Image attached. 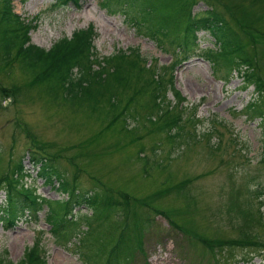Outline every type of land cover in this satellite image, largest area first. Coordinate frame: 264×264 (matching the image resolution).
<instances>
[{"label": "rangeland", "instance_id": "1", "mask_svg": "<svg viewBox=\"0 0 264 264\" xmlns=\"http://www.w3.org/2000/svg\"><path fill=\"white\" fill-rule=\"evenodd\" d=\"M52 1L10 0L12 10L25 20L35 18L29 30L30 42L47 48L59 37L69 36L72 30L91 22L97 31L93 43L98 54L137 45L148 60L156 57L158 71L177 56L173 46L160 48L120 12L108 14L100 8L103 0H81L80 7L71 3L51 7ZM180 1L168 0L166 9ZM194 1L193 10H202L212 1L224 16L227 13L220 2H227L235 7L243 23L264 34L262 4L245 0ZM197 34L200 49L193 48L187 59L178 60L173 67L174 85L186 100L181 115L187 119L176 138L178 146L163 138L165 132L148 124L142 127L143 120L136 123L129 116L127 125L138 127V139L130 142L128 135L118 138L116 127L105 128L108 118L90 113L81 103L52 97L47 93L46 81L32 82L31 74L18 61L0 58V85L11 92L8 97L0 96V171L14 167L19 158L26 172L21 178L23 184L31 185L39 198L61 200L65 193L56 189L55 183L53 187L36 177L29 161L33 152L49 154L68 179L76 177L80 190L100 192L109 188L114 197L117 189L124 190L122 194L137 199L141 204L136 209L149 218L140 231H135L142 236L141 249L136 247L129 261L123 262L120 255L126 248L115 259L109 257V248L119 240L120 232L132 230L122 229V221L115 220V214L108 217V223L114 220L110 226L99 221L92 228L95 220L87 224L90 219L81 218L89 207H73L78 226L73 225L71 230V224L63 226L66 238L56 239L45 221L48 203L41 201L35 217L23 211L15 223L1 219L0 257L5 249L6 257L16 261L38 240L47 264H106L105 260L108 264H264V248H256L264 242V225L255 223L257 236L241 234L238 225L244 217L234 205L249 199L254 214L258 212L264 219V121L243 113L244 104L254 95L252 84L243 86L234 69L225 77V69L203 53L212 46L211 36L204 30ZM245 35L249 43L257 42L253 60L264 83V42L260 37ZM165 98L174 102L169 89ZM193 104V117L199 119L190 121ZM209 129V135L203 134ZM188 131L194 132L195 139H189L186 145ZM207 142L217 143L218 148L208 150ZM138 147L142 148V157H136ZM151 158L160 165L155 166ZM254 188L261 192L253 193ZM4 198L0 189V202ZM87 226L92 229L81 248L82 258L76 249ZM74 232L81 237L71 238ZM237 241L242 245H236ZM85 254H89L87 259Z\"/></svg>", "mask_w": 264, "mask_h": 264}, {"label": "trees", "instance_id": "2", "mask_svg": "<svg viewBox=\"0 0 264 264\" xmlns=\"http://www.w3.org/2000/svg\"><path fill=\"white\" fill-rule=\"evenodd\" d=\"M67 1L77 3V0H58L53 2L51 7ZM245 1L264 5V0ZM190 2L191 0H182L177 2L175 7L168 9V0H104L103 4L110 12L122 11L126 20L138 30L148 34L158 33L161 36L155 38L158 43L166 39L169 44L184 50L193 44L190 34L196 29H205L216 44L213 49H209L215 64H222L225 69H230L233 66L232 61L237 59L242 66H246L242 80L246 84L252 83L255 90V96L247 102L246 110L251 116H258L264 121V83L253 60V46L257 42L251 40L249 43L245 33H248L250 38L260 37L261 42H264V34L251 29L248 23H243L242 19L236 16L235 7L227 5V2H220L227 16H224L222 10L212 1L210 6L192 15L189 11ZM157 14L158 19L153 17ZM34 25L31 20L25 21L12 10L10 0H0V58L7 62L11 59L18 61L21 67L29 71L32 82L46 81L47 93L52 97L56 95L55 97L58 96L64 102L79 105L81 103L90 113H95L102 119L108 118L105 128L116 127L118 138L128 135L130 142L138 139L139 135L135 134L138 127L127 125L126 117L129 116L136 123L143 120L142 127L147 124L154 126L156 131L166 132L172 128L173 132L164 134L163 138L175 142L178 146L180 141L177 137L180 136L183 122L187 118L183 119L175 104L169 105L165 98L166 90L171 89L176 100L179 99V93L173 88L172 76H164L173 63L162 66L158 71L156 58L153 57L147 64L146 56L142 55L138 46L117 48L108 54H98L93 43L97 32L91 24L74 29L69 36L63 35L48 48H43L29 41V30ZM10 95V89L0 85V96ZM191 120L193 121V118ZM210 129L203 133L209 135ZM189 139H195L193 131L187 132L186 145ZM207 148L210 151L216 150L218 144H208ZM152 154L154 156V151ZM51 156L33 152L29 161L36 177L45 184L53 186L55 183V188L65 193L66 197L61 200L39 198L31 185H24L21 181L25 172L23 163L18 158L14 167L0 171V189H3L5 196L0 202V219L11 224L21 217L23 211L35 217L41 201H44L48 203L44 214L48 230L55 238L64 239L67 234L62 232L63 226L71 224L68 227L71 230L73 225H77L73 218L66 217L71 205L85 204L90 208V213H82L83 220H95L96 226L99 221H104L105 225L110 226L114 220L108 223V217L115 214V220L122 221V229L132 230L120 232L119 240L109 248V257L114 259L126 248L120 255V261H128L134 249L139 248L142 243V236L135 231H140L141 225L149 222L148 216H142L136 209L141 203L138 204L137 199L122 194L124 190L121 189L122 192L118 189L114 192L116 197L109 192V188H103L100 192L80 190L75 181L76 177L73 175L68 179L65 172L57 168ZM153 162L155 166L160 165L156 159H152ZM252 192L259 194L261 190L254 188ZM234 205L244 217L243 222L238 225L240 233L257 236L255 223L264 225V219L258 212L254 214L249 199ZM248 230L254 233H249ZM84 231L85 234L78 243L79 248L85 245L86 234H89V230ZM36 244L38 240L26 247L16 261L7 258L3 249L0 264H45L44 258L37 255ZM239 244L241 243L237 241L236 245ZM256 248H264V242L261 241ZM78 252L83 258L82 250ZM88 257L89 254H85V258ZM105 261L108 264L107 260Z\"/></svg>", "mask_w": 264, "mask_h": 264}]
</instances>
